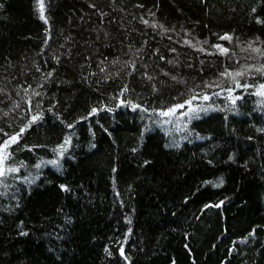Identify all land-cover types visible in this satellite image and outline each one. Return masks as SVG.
Here are the masks:
<instances>
[{
	"label": "trees",
	"instance_id": "obj_1",
	"mask_svg": "<svg viewBox=\"0 0 264 264\" xmlns=\"http://www.w3.org/2000/svg\"><path fill=\"white\" fill-rule=\"evenodd\" d=\"M44 4L0 0V264H264V0Z\"/></svg>",
	"mask_w": 264,
	"mask_h": 264
},
{
	"label": "snow or ice",
	"instance_id": "obj_2",
	"mask_svg": "<svg viewBox=\"0 0 264 264\" xmlns=\"http://www.w3.org/2000/svg\"><path fill=\"white\" fill-rule=\"evenodd\" d=\"M37 3H38V10H39L40 18L42 20H44L45 23H47V20H46V17H45V4H44V0H37ZM220 39L230 40L231 37H229L228 35H224V36L220 37ZM213 47L219 48L222 53H227L228 52V49L223 48L220 45H214ZM201 50H203V49H201ZM253 51H258L259 52L260 50L259 49H253ZM261 54L264 55V53H261ZM256 70L259 71V72H264V65H261L260 68H258ZM222 75H228V76H232L233 78H235V77H238V76L243 75V73L242 72L227 73V71H226V73H224ZM235 83H236V86L237 87H241V85L239 84L238 81H235ZM243 87L247 88L248 85L245 84V85H243ZM228 91L231 92V89H228ZM256 94L257 95L264 96V84H261L259 86V89H258V91H257ZM217 95H218V93H217ZM202 98L204 100H207L208 99L207 96H203ZM192 99H195V97H192ZM235 99H239V97L233 98V102H235ZM186 103H188L190 105L191 104V101H186ZM133 107H137V106L136 105H133ZM183 107H184L183 104H177V105L173 106L172 108H169L167 111L161 112L160 115L161 116H170V115H172V114L175 113V111H176L177 108H183ZM92 111L94 113L96 111V109H93ZM35 119H37V118L36 117H33V120H35ZM24 130L25 129L22 128L20 133H17L15 135H11V136H9V138L7 140H4L3 143H0V177H3L5 175V172H6V170L4 168V163H5V161L7 159H9V155H8V151H7L8 148H10V146L12 144H14V143H16L18 141V138H19L20 134L23 133ZM0 131H2V130H0ZM5 135H7V133H5ZM67 142L68 141L66 140L65 143H67ZM49 163L55 164L57 162L56 161H50ZM7 171L15 172V171H17V169H15V168H9V169H7ZM121 254H123V251L122 250H121Z\"/></svg>",
	"mask_w": 264,
	"mask_h": 264
}]
</instances>
